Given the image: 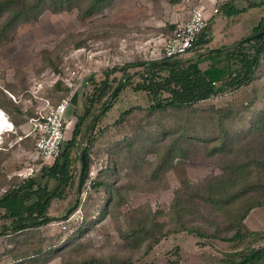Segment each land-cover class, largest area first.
Instances as JSON below:
<instances>
[{"label": "trees", "instance_id": "1", "mask_svg": "<svg viewBox=\"0 0 264 264\" xmlns=\"http://www.w3.org/2000/svg\"><path fill=\"white\" fill-rule=\"evenodd\" d=\"M75 1L0 0V45L10 42L20 26L35 22L40 12L49 10L58 14L71 11L76 7ZM77 1L86 3L81 12L83 18L100 14L112 3V0ZM233 2L234 0H229L223 3L218 12L233 16L244 12L249 6H256L246 2L248 6L237 8ZM164 27L162 31L167 32V38L176 28L173 24H165ZM209 29L210 20L208 28L199 34L191 51L210 42L207 34ZM263 31L264 16L250 36ZM243 39L245 38L241 40ZM206 61L208 63L205 67H201ZM136 65L142 69L133 75H128L126 69L134 67L135 64L103 71L93 94L85 98L84 113L77 118L71 137L64 140L59 157L49 165L42 164L41 181L36 182L29 178L26 186L11 187L0 195V219L8 221V224L0 225V231H6L2 236H16L39 229L53 220L66 221L72 212L78 210L79 200L67 210L66 215L58 218L48 215L51 202L54 199H63L66 189L75 183L74 163L80 161L81 152L84 153L85 159L81 188L86 184L90 158L95 159L98 148L102 147L108 157V166L99 168L97 180L94 179L90 183V190L101 194L94 210L95 217L82 214L80 219L74 220L75 224H78L76 231L82 235L81 229L87 228L105 214L109 216L113 206L118 209L126 201V196L118 197L115 193L114 197L107 182V178L114 171L112 152L116 149V136L122 131L119 128L122 119L132 111L143 109L150 113L164 110L186 111V117L175 123L151 124L152 135H147L148 139L144 141L143 146H148L150 150L153 148L156 152L163 148L165 153L157 159L154 172L172 169L175 159H184L190 147L195 144L203 146L205 157H220L219 174L195 185L184 182L181 188L175 191L166 214H160L149 207L146 208V213L139 210L129 214H125V211L114 213L118 218L128 215L125 229L117 227L120 240L134 249L142 250V255L151 252L162 239L180 232H187L200 239H220L232 243L233 248L247 242L243 250L223 254L221 264H264V232L251 230L246 225L248 215L255 208L264 207V36L231 48L209 50L204 55L197 52L187 60L165 59L140 62ZM117 70L122 72V78L113 87L114 80H110V77ZM243 71H247V76L239 83L237 77ZM144 75L146 77H143ZM121 81L123 84L116 92ZM52 85L53 91L62 93L60 96L66 97L69 94V88L64 86L60 77ZM126 87L134 92H145L151 103L144 108H130L120 114L113 124L99 127L98 122ZM6 92L13 96L7 89H0V108L7 111L20 136L28 140L30 136L21 130L31 119L37 117V112L21 109L7 98ZM224 96H234L236 99L222 108L212 106L201 109L206 101ZM58 98L53 104L51 96L50 99L41 100H47L55 106L60 102V97ZM9 107L13 108L14 114L9 112ZM228 119L234 125L233 130L226 125ZM30 140L34 143L33 137ZM202 148L198 149V152ZM79 175L80 172L77 175L76 192L79 190ZM51 182L54 183L53 188H50ZM200 210L220 219L224 227L232 231V236L222 237L217 228L207 230L194 224L189 217L198 216L203 219ZM159 217L166 218V221L159 220ZM40 254L41 250L35 251L29 255V259L37 260ZM18 259L15 258L17 262ZM91 261L101 262L95 258ZM120 264H133V261L128 258Z\"/></svg>", "mask_w": 264, "mask_h": 264}, {"label": "rangeland", "instance_id": "2", "mask_svg": "<svg viewBox=\"0 0 264 264\" xmlns=\"http://www.w3.org/2000/svg\"><path fill=\"white\" fill-rule=\"evenodd\" d=\"M111 2V5L100 14L83 18L81 12L85 9L86 3L76 0V7L71 11L54 14L45 10L40 12L35 22L17 28L13 39L0 45V89H7L13 93L12 96L6 92L7 98L21 109H32L35 113L41 109V98L50 99L51 96L53 98L50 99L51 103H56L58 97L60 101L63 99L64 96H60L62 93L57 94L53 91L52 84L59 77L64 78L65 73L75 66L80 68V71L90 73V76L100 75L113 67L119 68L128 64H135L134 67L126 69L128 75L140 72L142 67L136 64L157 61L155 56L160 51L162 42L167 38V32L162 31V28H165V24H172L170 19L165 22V18H170L174 15L172 12L176 13L177 10L188 6L189 15L191 9L196 8L197 1L112 0ZM177 4L175 10H170ZM244 6H248L247 3L237 1V8ZM248 8L250 14H253L252 10L255 9L250 6ZM162 21L164 25L160 27ZM245 35L249 34H242ZM81 43L82 45L79 46L78 44ZM87 55H91V59H88ZM193 55L194 53L180 59L185 60ZM205 65L201 64V67ZM246 76L247 71L241 72L237 82H242ZM121 78L122 72L117 70L110 77V80H114L113 87ZM125 89V92L132 94L129 87ZM234 96L210 99L202 104L201 109L212 106L222 108L234 102L237 98ZM141 100L145 102L144 97H141ZM148 101L140 107H147L151 103L149 98ZM136 107L139 106L129 107L127 110ZM8 110L11 114L15 112L12 107ZM0 111L13 127L8 129L12 131L11 133L7 131L0 133L1 195L11 187L26 186L29 178L39 182L42 161L36 155L34 143L30 140L32 135L29 124L23 126L21 131L31 135L30 139H23L24 137L20 136L11 122L12 118L7 111L2 108ZM187 114L186 111L175 110L150 113L143 109L132 111L124 117L119 126L122 131L116 136V149L112 152L114 159H111V162L114 171L107 178L114 197H116L115 193L118 197L126 196L124 203L126 205L122 206L123 209L113 206L109 216L105 214L96 222L89 224L84 228L85 230L81 229L82 235L76 231L78 224H75L74 220L80 219L82 214L86 217L94 216L101 195L90 190V183L94 179L97 180L99 168L108 166V157L105 156L102 147H99L100 153L97 151L96 158H90L86 184L80 192L79 190L76 192L77 175L81 169L80 161H76L75 183L66 189L63 199H54L51 202L48 215L53 218L66 215L67 210L79 200L78 210L72 212L66 221L53 220L46 226L16 236L3 237L6 231H0V264H83V262L92 263L93 258L101 262L92 264H120L128 258L132 259L133 264H221L220 259L223 258V254L243 250L247 242L238 248H233L232 243L220 239H200L187 232H180L162 239L151 252L142 255V250L126 245L119 238L117 227L125 229L128 215L118 218L114 213L125 211L127 212L125 214H129L134 210L146 213V208L149 207L160 214H166L175 191L179 190L184 182L195 185L219 174L220 157H205L203 146H195V144L190 147L184 159H175L172 169L154 172L157 159L165 153L163 148L156 152L153 148L150 150L148 146H143L144 141L148 139L147 135L151 134V124L175 123L185 118ZM226 125L233 130L234 125L229 119ZM71 130V123H66L65 136L70 134ZM200 148L202 150L198 152ZM102 178L103 176L100 177ZM53 186L54 183L51 182L50 188ZM199 213L203 219L198 216L189 217L194 224L207 230L217 228L222 237L232 236V231H228L229 229L224 227L220 219H215L202 210ZM162 219L166 221V218L159 217V220ZM1 224H8V221L0 219ZM246 225L251 230L264 232V207L255 208L248 215ZM39 250L41 254L37 260L29 259L31 253ZM16 257L19 258L18 262L15 260Z\"/></svg>", "mask_w": 264, "mask_h": 264}, {"label": "built area", "instance_id": "3", "mask_svg": "<svg viewBox=\"0 0 264 264\" xmlns=\"http://www.w3.org/2000/svg\"><path fill=\"white\" fill-rule=\"evenodd\" d=\"M217 13L218 9L213 8L212 15ZM209 20L202 8L191 9L187 20L178 24L172 35L164 39L155 60H175L188 54L199 34L208 28ZM86 57L91 59L92 56L87 55ZM90 75V73L80 71L77 66L67 71L61 81L69 88V94L55 106L47 100H41L42 105L40 111H37V117L29 121L30 132L34 138V151L43 165L51 164L60 155L65 140L66 111L72 97L79 91L82 92L84 98L91 96L95 86L99 83L100 75L94 74L92 78Z\"/></svg>", "mask_w": 264, "mask_h": 264}, {"label": "crops", "instance_id": "4", "mask_svg": "<svg viewBox=\"0 0 264 264\" xmlns=\"http://www.w3.org/2000/svg\"><path fill=\"white\" fill-rule=\"evenodd\" d=\"M196 1L197 2L195 6L202 8L205 12V15L210 19V29L207 33L210 42L200 47L197 50L190 51L186 55L193 53L195 55L197 54V52L204 55L207 54L209 50L226 49L233 47L239 41H241L242 38L249 37L252 30L258 25V23L264 16V0H234L233 4L235 6L237 1H240L242 3L248 2L251 5L256 4V6L252 7V9H255L252 10L254 11L253 14H250V9L248 8L244 12L233 16H225L223 14L219 16V12L216 15H212L213 8L219 9L220 5H222L225 2H228L229 0H196ZM176 6L178 7V4L173 5L170 10H175L177 8ZM188 11H189V6L187 8H182L179 11L177 10L176 13L172 12V14L174 15L171 16L172 14H170L171 16L170 18L166 17L165 22L168 21V19H170L172 21L171 23L176 27L178 24L183 23L187 20L189 16ZM163 25L164 22L162 21L160 27H162ZM243 33H248L249 35L242 36ZM194 55L192 57H194ZM192 57H188L185 60L190 59ZM207 63L208 61L204 62L203 64H207ZM125 90L123 89V91L119 93L111 109L98 122L97 125L99 127L103 128L105 126L110 125L115 120L116 116L119 115V113H121L124 110H127L129 107H133L137 105L141 106L149 102L145 92L131 91L132 94H129L125 92ZM141 97L145 98V102L141 100ZM85 108H86L85 98H83L82 92L79 91L72 97L71 103L69 104L66 111V123H71L72 130L70 134H67L66 136L64 134L65 139H69L71 137L77 118L84 113ZM28 124H29V128L31 129V125L29 122ZM10 131L11 130H7V132ZM40 181H41V177H40Z\"/></svg>", "mask_w": 264, "mask_h": 264}, {"label": "water", "instance_id": "5", "mask_svg": "<svg viewBox=\"0 0 264 264\" xmlns=\"http://www.w3.org/2000/svg\"><path fill=\"white\" fill-rule=\"evenodd\" d=\"M262 36H264V31L260 32V33H257V34H254V35H251V36L239 41L237 44L245 43V42H248V41H252V40H254L256 38H259V37H262ZM122 84H123V81H121L119 83V85L117 86L116 92L120 89ZM80 162H81V169H80V175H79V192H80V189H81V179L83 177L84 169H85V159H84V153L83 152L80 153Z\"/></svg>", "mask_w": 264, "mask_h": 264}, {"label": "bare ground", "instance_id": "6", "mask_svg": "<svg viewBox=\"0 0 264 264\" xmlns=\"http://www.w3.org/2000/svg\"><path fill=\"white\" fill-rule=\"evenodd\" d=\"M11 123L6 119V116L2 111H0V133L5 132L8 129H12ZM7 129V130H6Z\"/></svg>", "mask_w": 264, "mask_h": 264}]
</instances>
